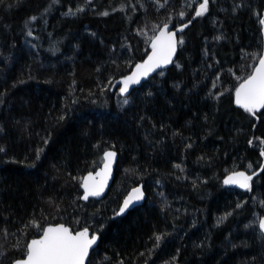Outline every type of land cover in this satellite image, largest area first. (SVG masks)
Instances as JSON below:
<instances>
[{
	"label": "trees",
	"instance_id": "obj_1",
	"mask_svg": "<svg viewBox=\"0 0 264 264\" xmlns=\"http://www.w3.org/2000/svg\"><path fill=\"white\" fill-rule=\"evenodd\" d=\"M201 3L0 0V264L58 222L100 233L88 264H264V108L235 102L264 0ZM166 23L187 25L174 63L121 93ZM108 149L113 183L84 201ZM238 170L246 189L224 182ZM137 185L144 202L120 213Z\"/></svg>",
	"mask_w": 264,
	"mask_h": 264
},
{
	"label": "snow or ice",
	"instance_id": "obj_2",
	"mask_svg": "<svg viewBox=\"0 0 264 264\" xmlns=\"http://www.w3.org/2000/svg\"><path fill=\"white\" fill-rule=\"evenodd\" d=\"M199 7L200 10L195 13L196 16H201L207 11L208 0H203ZM104 15H107V13H104ZM180 15L183 16V13ZM32 19L36 18L33 17ZM167 27V25H164L160 35L153 40L151 44L152 54L149 56L148 61L137 65V74L129 76L123 81L124 86L120 89L121 93L127 92L130 83H139L140 76H147L149 72L171 62L172 54L176 48L175 32H167ZM180 30L182 31V29ZM179 43H183L182 37ZM235 95L236 103L253 115L256 109L264 108V57H261L253 73L236 89ZM124 103L126 104L127 100ZM114 156L115 153H106V157ZM108 167L109 165L106 164L105 168ZM92 179L93 177L89 175L84 180L83 187L86 191L83 199H88L89 195L98 196L103 189V183L90 185L89 181ZM249 180H251L250 176L239 173L237 176L228 177L224 182L226 184L238 183L240 187L247 188ZM142 195L139 188L134 189L133 193L124 201L120 213L124 212L132 200H140ZM260 226L264 228V222H261ZM96 239V236L89 238L87 228L73 234L62 224L57 227H48L43 232L41 239L33 240L28 246L27 259L17 261L16 264H84L88 249L95 243Z\"/></svg>",
	"mask_w": 264,
	"mask_h": 264
},
{
	"label": "water",
	"instance_id": "obj_3",
	"mask_svg": "<svg viewBox=\"0 0 264 264\" xmlns=\"http://www.w3.org/2000/svg\"><path fill=\"white\" fill-rule=\"evenodd\" d=\"M164 25H167V26H168V27H167V32H169V33H171V32H175V37H174V39H175V41H176V48H175V52L172 54L171 62H170V63H167V64H164V65H162L161 67L156 68L154 71L149 72V73L147 74V76H140V82H139V83H136V84H131V83H130L127 92H129V91H131L132 89H134V88L138 87L139 85L143 84L148 78H150L151 76H153L156 72H158V71H160V70H164V69L170 67V66L174 63L175 58H176V54H177V51H178V48H179V41H180V35H179V32L181 31L180 29H182V31H184L185 28H186V26H185V25H181V26H179L177 29H174V28H173L171 25H169L168 23H166V24H164ZM164 25H162V26L160 27V29L156 32V34L154 35V37H153L152 40H151L150 46H151L153 40L155 39V37H157V36L160 35L161 31L164 29ZM151 54H152V47H151L150 52H149V54L147 55L146 59H145L144 61H142V62L136 64V65L133 67V69L131 70V72H130V73H129V74L123 79V81H124L127 77H129V76H133L134 74H137V65L144 64L146 61H148V58H149V56H150ZM261 57H264V50H263V53H262ZM261 57H260V59H261ZM260 59H259V60H260ZM259 60H258V61H259ZM257 66H258V62H257L256 65L254 66V68H253V70H252L251 73H253L254 69H255ZM251 73H250V74H251ZM248 76H249V75H248ZM248 76H247L245 79H247ZM245 79H244V80H245ZM244 80H243L241 83H243ZM123 81H122V83H121V88L124 86ZM241 83H240V84H241ZM240 84H239V86H240ZM239 86H238V87H239ZM238 87H237V88H238ZM235 102H236V95H235ZM236 104H237V103H236ZM237 105H238V104H237ZM259 109H260V108H259ZM109 152H111V153H115V156H114V157H106V153H109ZM118 159H119V153H118V151L115 150V149H108V150H106L105 153H104V159H103L102 164H101L96 170H94V171H89V172H87V173L83 176V178H82V183H81V187H82V191H83L82 196H81V199H82V200H84V201H88V200H90V199H102V198L105 197V195L107 194V192L109 191V189H110V187H111V185H112V183H113V180H114V177H115V170H116V167H117ZM106 164L109 165L108 168H105V165H106ZM239 173H244L245 176H250V177H252V175L248 174L247 172L242 171V170H238V171L230 172V173L225 177V180H227L228 177H230V176H237V174H239ZM89 175H91V176L93 177V179L89 181V184H90V185H98V184H100V183H103V189H102L100 195H98V196H91V195H89L88 199H83V196H84L85 191H86V189L83 187V183H84V180H85L86 178L89 177ZM227 185L230 186V187H233V188H237V189H246V188H244V187H240V185H239L238 183H228ZM248 185H250V180L248 181ZM137 188H139V189L141 190V192H142V194H143V195H142V198H141L140 200H132V201L129 203V206L126 208L127 210L133 208L134 206H137V205L142 204V203L144 202L145 198H146V192H145L143 186H142V185H137V186L132 187V188L128 191V193L126 194V196H125V198H124V200H123V202H122V206H123V204H124V201L129 197V195L133 193V190H134V189H137ZM261 222H264V215L261 216V217H260V220H259V227H260L261 231L264 233V228H261V226H260V225H261ZM61 224L64 225L66 228H68L73 234H75L77 231H83L84 228H87V229H88V235H89V238H91L92 236H96V237H97L95 243L92 244L91 247L88 249L87 256L85 257L84 264H88V262H89V258H90L91 254H92V251H93V250L98 246V244H99L100 237H101V236H100V233H99V232H93L92 229L89 228V227H83V228H80V229H78V230H73L72 227H71L70 225H67L66 223H63V222L47 224V225L45 226L43 232H44L48 227H57V226H59V225H61ZM43 232H42L38 237H35V238L31 239V240L29 241V243H28V246L31 244V242H32L33 240L41 239V238L43 237ZM27 251H28V247H27ZM26 259H27V253L25 254L24 257H22V258H18V259H16V260H14L12 264H16L17 261H22V260H26Z\"/></svg>",
	"mask_w": 264,
	"mask_h": 264
},
{
	"label": "rangeland",
	"instance_id": "obj_4",
	"mask_svg": "<svg viewBox=\"0 0 264 264\" xmlns=\"http://www.w3.org/2000/svg\"><path fill=\"white\" fill-rule=\"evenodd\" d=\"M200 6V5H199ZM200 10V7H198V11Z\"/></svg>",
	"mask_w": 264,
	"mask_h": 264
},
{
	"label": "flooded vegetation",
	"instance_id": "obj_5",
	"mask_svg": "<svg viewBox=\"0 0 264 264\" xmlns=\"http://www.w3.org/2000/svg\"><path fill=\"white\" fill-rule=\"evenodd\" d=\"M93 231V230H92ZM93 232H96V231H93Z\"/></svg>",
	"mask_w": 264,
	"mask_h": 264
},
{
	"label": "bare ground",
	"instance_id": "obj_6",
	"mask_svg": "<svg viewBox=\"0 0 264 264\" xmlns=\"http://www.w3.org/2000/svg\"><path fill=\"white\" fill-rule=\"evenodd\" d=\"M123 207V206H122Z\"/></svg>",
	"mask_w": 264,
	"mask_h": 264
}]
</instances>
